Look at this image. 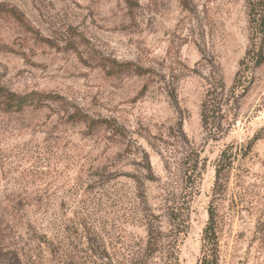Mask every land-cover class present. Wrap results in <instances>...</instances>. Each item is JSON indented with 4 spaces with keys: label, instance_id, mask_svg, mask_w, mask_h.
Returning <instances> with one entry per match:
<instances>
[{
    "label": "rangeland",
    "instance_id": "rangeland-1",
    "mask_svg": "<svg viewBox=\"0 0 264 264\" xmlns=\"http://www.w3.org/2000/svg\"><path fill=\"white\" fill-rule=\"evenodd\" d=\"M256 10L0 0V87L41 96L0 100V264H198L210 207L219 264H264Z\"/></svg>",
    "mask_w": 264,
    "mask_h": 264
},
{
    "label": "trees",
    "instance_id": "trees-1",
    "mask_svg": "<svg viewBox=\"0 0 264 264\" xmlns=\"http://www.w3.org/2000/svg\"><path fill=\"white\" fill-rule=\"evenodd\" d=\"M258 8H261L258 5ZM256 9V8H255ZM259 11H254L253 15L255 16H259L260 17V21H261V26H262V31L264 29V15H260L258 14ZM261 57V60L263 58V55L260 54L259 58ZM260 60V61H261ZM257 61V64H260L261 62ZM35 96H38L37 99H40L41 96L39 94H30V95H20L16 92H11V91H6L3 87H0V100H2V103L5 106H8L10 108H16L18 106H22L25 105L27 103H32L33 101H35ZM60 99L59 96H54V99ZM208 98V97H207ZM63 99V98H62ZM210 107V103H208V100L205 99L204 103H203V116H204V120L206 123V120L208 121V115H209V109ZM69 116L68 118L70 120H74L78 117V112H73V113H68ZM85 122L86 120H88V116H86ZM227 152L223 151L221 154V157L218 160V164H217V185L221 184L222 181L225 180V178L227 177V174L229 175V173L232 171L233 169V164H234V160L229 156L226 155ZM209 223L205 229L204 232V252H203V256L200 259L198 264H219V242H218V234H217V212L216 209L214 207H210L209 209Z\"/></svg>",
    "mask_w": 264,
    "mask_h": 264
}]
</instances>
